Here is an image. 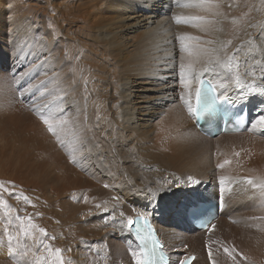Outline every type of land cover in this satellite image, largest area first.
Listing matches in <instances>:
<instances>
[{"label": "bare ground", "instance_id": "bare-ground-1", "mask_svg": "<svg viewBox=\"0 0 264 264\" xmlns=\"http://www.w3.org/2000/svg\"><path fill=\"white\" fill-rule=\"evenodd\" d=\"M200 76L248 104L241 132L195 128ZM9 189L35 205L34 237L11 238ZM2 190L0 264H137L135 214L170 264H264V0H0ZM207 199L200 231L185 209Z\"/></svg>", "mask_w": 264, "mask_h": 264}, {"label": "snow or ice", "instance_id": "snow-or-ice-1", "mask_svg": "<svg viewBox=\"0 0 264 264\" xmlns=\"http://www.w3.org/2000/svg\"><path fill=\"white\" fill-rule=\"evenodd\" d=\"M228 44L231 43V41H228L227 42ZM217 64L221 65L222 67H224L225 69H227L229 72L231 71V57L228 58V62L225 63L222 59H218L216 61ZM237 70L239 69V61H237ZM184 67L181 66V75L183 76L184 75ZM209 69L207 67L204 68V72H208ZM183 82V81H182ZM237 83H239V77L237 76ZM222 88L224 87L223 84L220 85ZM185 87H187V84H185ZM202 91L203 89L202 88H197L196 89V100H197V105L198 106H201L203 109H207V108H210L211 107V101L209 98H205L203 100V103H202ZM46 108L48 107L47 105L45 106ZM200 110V107H198L197 109H193L192 106L189 104L188 105V111L189 113H196ZM63 109H60L59 110V114L60 115H63ZM41 119H42V122L44 123V125L46 126L47 128V131L49 133H52L53 135H57V125H63L66 123V121L62 120L59 118V116H57L56 113H50L49 116H44L43 114H41ZM82 142V141H81ZM225 163H227V161H225ZM220 167H223V165H220ZM136 223V221H134L133 219L129 218L128 221H127V224H128V227L131 228L133 226V224ZM41 232H43L44 230L43 229H40ZM11 239V238H10ZM56 253H57V256H58V260H59V253H60V249H56L55 250ZM225 253H228L229 255H231V253H229V250L227 248L224 249ZM234 251V249H233ZM9 252L11 253L12 252V249L9 248ZM133 256L136 257L137 256V253L133 252ZM190 259H194L193 258H190ZM209 259L212 260V253L209 252ZM137 264H154V262L151 260V259H142V258H138L137 259ZM182 264H190V261L189 262H182Z\"/></svg>", "mask_w": 264, "mask_h": 264}, {"label": "rangeland", "instance_id": "rangeland-1", "mask_svg": "<svg viewBox=\"0 0 264 264\" xmlns=\"http://www.w3.org/2000/svg\"><path fill=\"white\" fill-rule=\"evenodd\" d=\"M4 190L0 191L1 192L0 196H3L2 193ZM9 194L12 197V199L15 201V203L18 204L17 205L18 215L16 217L17 220L16 222L12 224L14 227L16 225L17 228L15 229L13 227L14 231H13V234L11 235V238L15 239L16 237L17 239H19V237L22 235L23 232L24 233L26 232V234H29V235L31 234L30 236L34 237L36 233L35 217L37 215L35 205H33V203L27 198V196L24 193H22V191L20 192L14 189H9ZM23 216L25 219L23 218ZM185 220L187 221L186 218Z\"/></svg>", "mask_w": 264, "mask_h": 264}]
</instances>
